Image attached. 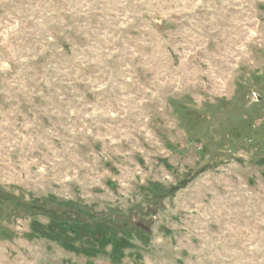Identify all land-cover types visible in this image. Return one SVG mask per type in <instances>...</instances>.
<instances>
[{
  "label": "rangeland",
  "instance_id": "374dc122",
  "mask_svg": "<svg viewBox=\"0 0 264 264\" xmlns=\"http://www.w3.org/2000/svg\"><path fill=\"white\" fill-rule=\"evenodd\" d=\"M0 264H264V0H0Z\"/></svg>",
  "mask_w": 264,
  "mask_h": 264
},
{
  "label": "trees",
  "instance_id": "16d2710c",
  "mask_svg": "<svg viewBox=\"0 0 264 264\" xmlns=\"http://www.w3.org/2000/svg\"><path fill=\"white\" fill-rule=\"evenodd\" d=\"M67 228H68V230H71V231H73V229H72L73 227H71V226H68Z\"/></svg>",
  "mask_w": 264,
  "mask_h": 264
}]
</instances>
